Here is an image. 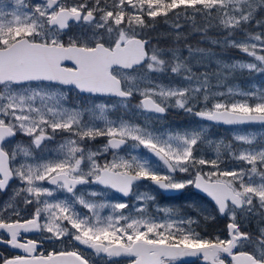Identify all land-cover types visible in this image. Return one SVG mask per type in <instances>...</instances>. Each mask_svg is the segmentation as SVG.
<instances>
[{
    "label": "snow or ice",
    "instance_id": "snow-or-ice-1",
    "mask_svg": "<svg viewBox=\"0 0 264 264\" xmlns=\"http://www.w3.org/2000/svg\"><path fill=\"white\" fill-rule=\"evenodd\" d=\"M237 70L264 78V0H0V245L17 250L0 264H264V136H210L264 129V84L223 90ZM173 108L207 123L151 126Z\"/></svg>",
    "mask_w": 264,
    "mask_h": 264
},
{
    "label": "rangeland",
    "instance_id": "rangeland-1",
    "mask_svg": "<svg viewBox=\"0 0 264 264\" xmlns=\"http://www.w3.org/2000/svg\"><path fill=\"white\" fill-rule=\"evenodd\" d=\"M214 51L217 53V55L221 56L226 62H231L234 59H251V58H246L243 57L242 54L238 53L234 49H227L224 51H220L219 49H214ZM184 55H187V52H184ZM215 63V62H214ZM204 64H209L207 60L204 61ZM216 65V63H215ZM217 66V65H216ZM217 68V67H216ZM197 69H199L201 72H203V68L199 65H197ZM225 74H228L227 70H224ZM213 83L216 81V77H212ZM223 84V90L227 91V87L231 86L233 88L241 89V90H249L253 88L254 86L264 84V78H260L255 76V74L249 75L247 71L240 72L239 70L236 71L234 75L229 74L228 79L226 81L222 82ZM139 98V97H138ZM71 99L73 103L79 104L81 96L78 94L75 95V93L71 94ZM138 101L134 100L133 103H136ZM168 112H173L174 116H177L178 119L171 120L169 122H165L164 119H160L159 121H151L149 122L151 126L156 127V128H162V129H170V130H183L186 128H195L199 125L205 124L203 122H194L193 121V116L183 112L182 110L179 109H170ZM181 117H184L183 119ZM192 117V118H191ZM143 122L142 117H137ZM186 118H189L190 120L187 122ZM195 118V117H194ZM194 122V123H193ZM211 126L210 128V136L214 141H223L226 144H234L238 149L241 147H248L247 145H242L239 142L234 140V136L236 134H250V135H256L257 137L259 136H264V129L261 128L260 125H252V126H242L238 127L236 129H231V130H226L223 131V129L220 130V128H216ZM26 139L22 140H16L18 143H23ZM102 143L101 140H97L94 144V146H99ZM199 150L201 154H204L208 156L209 158L214 157L215 152L213 148H210L209 145L203 144L200 145ZM223 166V165H222ZM229 167H238V163L236 161H230L228 164ZM142 187H145L142 185ZM2 197V198H1ZM7 196H1L0 195V201L5 200ZM157 203V202H156ZM161 207H169L163 204H159ZM184 215H191L195 216L196 214H187L183 213ZM162 215V214H160ZM201 225L200 227H202Z\"/></svg>",
    "mask_w": 264,
    "mask_h": 264
},
{
    "label": "flooded vegetation",
    "instance_id": "flooded-vegetation-1",
    "mask_svg": "<svg viewBox=\"0 0 264 264\" xmlns=\"http://www.w3.org/2000/svg\"><path fill=\"white\" fill-rule=\"evenodd\" d=\"M72 93H75V95H77V97H78V94L75 91H73ZM93 99H95V98H93ZM136 101H138V100H136ZM181 118L183 119L184 117H181ZM162 119H164L165 122H169L171 120H175V119H178V118H177V116L173 115V112H167L166 116H164ZM189 120H190L189 118H186L187 122ZM193 121L196 122V123L201 122V121L197 120V118H194V117H193ZM203 123H206V122H203ZM247 126H252V125H247ZM213 127L218 128L217 126H213ZM236 128H238V127H233V128L224 127L222 129H223V131H226V130H231V129H236ZM21 138H22V140L27 139L26 137L18 136L16 138V140L18 141ZM153 159H155V158H153ZM142 185L145 186V187H150L147 182H143ZM192 191H195V190H192ZM0 195L1 196L2 195L6 196L4 194H0ZM199 196H202V195L198 193L197 194V199L195 200V202L197 204H199L201 207L207 208L211 202L206 200L205 197H204L203 200H200V199H198ZM156 202L159 203V204H163V205L175 208V209H177L178 211H180L182 213L196 214L189 207V204H191L193 201H192V199L188 198L187 195L185 197H179L178 195L167 196L166 194H162V195H158L157 196V201ZM65 248H68L69 250H71V245H61L59 243H56L55 245H53L50 242H45L44 245L41 248V251H43L45 254H47V252H51L53 250L59 252L61 250H64ZM0 253H4L5 255H9V254L12 253V251L7 246L0 245ZM201 262H202V260H200V259H197V260H194V261H182V260H180V261H178V264H201Z\"/></svg>",
    "mask_w": 264,
    "mask_h": 264
},
{
    "label": "trees",
    "instance_id": "trees-1",
    "mask_svg": "<svg viewBox=\"0 0 264 264\" xmlns=\"http://www.w3.org/2000/svg\"><path fill=\"white\" fill-rule=\"evenodd\" d=\"M160 19V18H158ZM168 31V25L164 24L162 19H161V23H159L157 25V29H156V32H160V33H163V32H166ZM156 32L153 33V35L155 36L156 35ZM188 32V39H189V42L193 45V46H196L198 43H199V46L201 47H210V45L206 44V43H201L200 42V37H199V34H196V33H193L191 31V29L189 28L187 30ZM186 52V51H185ZM207 67H208V71L210 73L214 72L216 70V65L214 62L210 63V64H206ZM203 71L205 70L204 67H202ZM198 71H200L199 69H197ZM215 77V76H213ZM203 225V224H201ZM199 231H207V232H210V233H213V234H216L218 232H222L223 230V225H219V226H214V227H209L207 229L204 228V225L202 227H200L198 229Z\"/></svg>",
    "mask_w": 264,
    "mask_h": 264
},
{
    "label": "water",
    "instance_id": "water-1",
    "mask_svg": "<svg viewBox=\"0 0 264 264\" xmlns=\"http://www.w3.org/2000/svg\"><path fill=\"white\" fill-rule=\"evenodd\" d=\"M68 64H70V62H66ZM215 125H219V126H225V127H235V126H241V125H223V124H215ZM143 183V182H141ZM166 194L167 196H174V195H178V194H169V193H164ZM201 195H203L202 193H199ZM208 200H210V198L206 197ZM6 246V245H5ZM12 250L13 252L14 251H17V250H13V249H10ZM195 259H198V258H192V257H188V258H182L181 260H184V261H193ZM230 259V258H229ZM202 264H203V261H202Z\"/></svg>",
    "mask_w": 264,
    "mask_h": 264
}]
</instances>
